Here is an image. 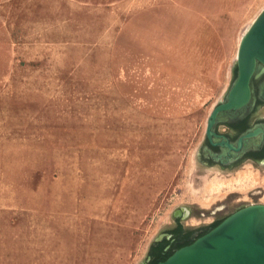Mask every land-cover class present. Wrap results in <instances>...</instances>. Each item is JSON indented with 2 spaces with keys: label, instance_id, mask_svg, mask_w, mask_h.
<instances>
[{
  "label": "rangeland",
  "instance_id": "obj_1",
  "mask_svg": "<svg viewBox=\"0 0 264 264\" xmlns=\"http://www.w3.org/2000/svg\"><path fill=\"white\" fill-rule=\"evenodd\" d=\"M264 0H0V264H140L175 223L264 203L197 150Z\"/></svg>",
  "mask_w": 264,
  "mask_h": 264
},
{
  "label": "water",
  "instance_id": "obj_2",
  "mask_svg": "<svg viewBox=\"0 0 264 264\" xmlns=\"http://www.w3.org/2000/svg\"><path fill=\"white\" fill-rule=\"evenodd\" d=\"M260 69L264 70V9L244 32L230 85L223 95V101H219L208 117L206 131L210 138L216 135L213 127L220 114L241 108L250 101L252 79ZM260 115L264 116V107L260 110ZM251 135L253 134L247 136ZM205 139L197 150L200 161L199 152ZM227 145L233 147L229 142ZM190 210L189 206L181 205L173 211V217L176 220V215L182 214L184 219L190 213L184 214ZM168 228L159 232L140 264L147 263L151 247L155 241L163 237ZM158 264H264V203H253L239 208L218 225L190 244L178 248Z\"/></svg>",
  "mask_w": 264,
  "mask_h": 264
},
{
  "label": "flooded vegetation",
  "instance_id": "obj_3",
  "mask_svg": "<svg viewBox=\"0 0 264 264\" xmlns=\"http://www.w3.org/2000/svg\"><path fill=\"white\" fill-rule=\"evenodd\" d=\"M251 86L250 101L241 108L220 114L213 127L216 135L212 138L207 135L206 131V139L199 152L204 165L217 166L224 171H236L245 163L264 165V116L260 115V110L264 107V70L258 71L252 79ZM250 133L253 135L247 136ZM227 142L233 147L228 146ZM189 213L190 211H187L184 215ZM227 216L218 217L213 223ZM182 218V214H177L174 225L168 228L163 233V237L155 241L153 246L157 247V242L168 240L163 252L173 253L178 248L187 245L188 241L198 238L212 228L211 225L196 229L188 228L183 224ZM180 228L181 231H179ZM150 263L151 256L149 255L146 264Z\"/></svg>",
  "mask_w": 264,
  "mask_h": 264
},
{
  "label": "trees",
  "instance_id": "obj_4",
  "mask_svg": "<svg viewBox=\"0 0 264 264\" xmlns=\"http://www.w3.org/2000/svg\"><path fill=\"white\" fill-rule=\"evenodd\" d=\"M236 72H237V70H236ZM224 219L225 218L220 219V220H217L216 222L212 223L211 224V227L212 228L215 227L216 225H218ZM181 230L182 229L180 228L179 231H181ZM201 235H203V234H201ZM194 240L188 241L187 243L190 244ZM166 242H168V240H164L163 242H157L158 243V246L157 247L152 246V250L150 251V254H149L151 256V263L150 264H158L160 261H163V260L167 259L172 254V252L171 253H164L163 252V248H164Z\"/></svg>",
  "mask_w": 264,
  "mask_h": 264
},
{
  "label": "bare ground",
  "instance_id": "obj_5",
  "mask_svg": "<svg viewBox=\"0 0 264 264\" xmlns=\"http://www.w3.org/2000/svg\"><path fill=\"white\" fill-rule=\"evenodd\" d=\"M242 39V38H241Z\"/></svg>",
  "mask_w": 264,
  "mask_h": 264
}]
</instances>
